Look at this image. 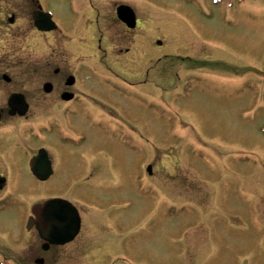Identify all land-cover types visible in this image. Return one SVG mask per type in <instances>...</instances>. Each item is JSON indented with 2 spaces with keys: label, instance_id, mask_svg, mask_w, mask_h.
I'll list each match as a JSON object with an SVG mask.
<instances>
[{
  "label": "rangeland",
  "instance_id": "rangeland-1",
  "mask_svg": "<svg viewBox=\"0 0 264 264\" xmlns=\"http://www.w3.org/2000/svg\"><path fill=\"white\" fill-rule=\"evenodd\" d=\"M27 1L6 3L17 8ZM109 1L41 3L58 20L72 21L92 7L91 2L101 9ZM121 1L133 2L142 22L135 36L125 37L117 28L108 39L111 48L135 47L128 56L116 54L111 62L124 59L120 67L132 68L137 55H148L140 65L153 67L160 78L163 66L168 81L149 84L144 69L129 76L130 82L120 73L113 91L103 83L102 97L134 132L119 138L115 134L116 144L113 136L97 135L103 146L96 149L99 152L90 151L92 155L84 153L87 167L77 166L82 170L68 154L67 193L80 208L83 224L75 242L58 251L61 259L55 264H104L108 256L100 261L102 240H113L111 247H103L109 264H264V0ZM13 11L6 8V13ZM17 27L26 32L5 37L6 45L19 46L20 56L13 57L8 46L0 51L13 76L32 65L33 55L41 56L36 52L49 51L48 39L34 36L24 23ZM59 39V51L71 71L75 63L65 52L72 42L63 34ZM158 39L161 47L156 46ZM172 53L180 60L165 59ZM82 80L91 79L82 74ZM136 80L148 83L131 86ZM43 81L39 79L40 85ZM73 122L88 129L79 117ZM127 136L133 137L131 143ZM24 160L23 154L21 163ZM149 164L152 176L146 171ZM24 178L34 189L22 196L46 198L27 168ZM93 205L106 209V217ZM0 214L10 216L3 219L7 230L16 232L20 218L26 226L28 212L21 216L9 202ZM107 224L114 229L106 232Z\"/></svg>",
  "mask_w": 264,
  "mask_h": 264
},
{
  "label": "flooded vegetation",
  "instance_id": "flooded-vegetation-1",
  "mask_svg": "<svg viewBox=\"0 0 264 264\" xmlns=\"http://www.w3.org/2000/svg\"><path fill=\"white\" fill-rule=\"evenodd\" d=\"M39 1L28 0L25 6L20 4L15 8L8 7L6 0H0V51L8 46L9 53L13 52V57L20 56L17 53L19 46L17 48L15 45H6L5 37L12 32H16V35L26 32L20 27L13 28L20 22L28 25L34 36L44 42L45 38L48 39L49 51L36 52L41 56L33 55L31 67L28 66L26 70L14 76L8 73V59L0 54V85L6 84V87H0V212L9 202V205H15L21 216L28 212V218L33 216L29 200H21L19 197L31 190L29 178H24V169L30 170L32 165H36L37 175L34 176L31 171L30 173L35 183L45 189L42 195L46 194V198L34 203L53 197L71 199L68 195L71 186L70 172H66L70 167L69 158L73 159L76 167L86 164V142L90 141V146L99 148L103 146V141L97 136L100 135L98 130L111 132L109 123H105L103 116H118L120 111L104 101L102 85L109 84L105 78L106 72L115 73L114 69L117 68L111 65L109 59L105 60V57L117 52L118 48L109 50L104 45L117 28H121L122 35L128 38L134 31L117 15V7L122 2L110 0L107 4H102L105 9H99L94 5L95 2H91V9L98 24L94 28L99 41L98 49L95 50L86 44L83 19L65 24L58 20L56 29L40 31L33 18ZM6 8L15 11L6 13ZM18 9L20 11H17ZM25 12H29L27 17L24 16ZM87 14L89 13H86L84 18ZM61 34L68 36V41L72 42L68 46L70 50L65 52L66 55L71 54L70 57L75 63L71 71H68L69 67L64 63V56L59 51ZM131 51L132 46L119 48V54H130ZM15 62L19 66V62ZM82 74L90 77L89 83L83 82ZM43 77L44 81L40 85L39 79ZM30 78L37 80L29 82ZM12 95H22L24 104H27L24 114L12 112L13 108L9 104ZM78 117L86 121L88 129L82 123L73 122V119ZM93 118H98L96 124ZM70 136H80L83 143L72 145L67 141ZM94 137L97 144L93 143ZM108 148L113 146L108 143ZM23 154L25 160L21 163ZM6 217L10 216L0 218V244L3 245L0 247V256H7L13 264H55L61 259L57 253L66 249L65 246L45 240L35 226L24 227L21 218L16 232L12 231L13 229L7 230L9 227L4 226L3 220ZM81 222L83 224L82 216ZM54 237L56 236H52ZM67 256L70 257V254Z\"/></svg>",
  "mask_w": 264,
  "mask_h": 264
},
{
  "label": "water",
  "instance_id": "water-1",
  "mask_svg": "<svg viewBox=\"0 0 264 264\" xmlns=\"http://www.w3.org/2000/svg\"><path fill=\"white\" fill-rule=\"evenodd\" d=\"M49 208H50V204H49V203H46L44 209H47V210H48ZM73 232H74V231H73ZM73 234H74V233H72V236H73Z\"/></svg>",
  "mask_w": 264,
  "mask_h": 264
}]
</instances>
